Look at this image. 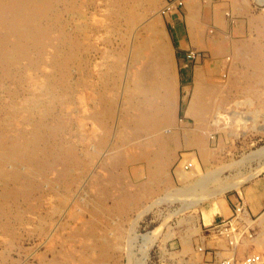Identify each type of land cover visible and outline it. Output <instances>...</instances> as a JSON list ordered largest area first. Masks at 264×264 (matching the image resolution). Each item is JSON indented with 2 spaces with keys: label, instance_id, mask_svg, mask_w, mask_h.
I'll use <instances>...</instances> for the list:
<instances>
[{
  "label": "rangeland",
  "instance_id": "rangeland-1",
  "mask_svg": "<svg viewBox=\"0 0 264 264\" xmlns=\"http://www.w3.org/2000/svg\"><path fill=\"white\" fill-rule=\"evenodd\" d=\"M165 1L50 0L0 53V264H216L204 226L264 194V0ZM170 21L201 54L183 88Z\"/></svg>",
  "mask_w": 264,
  "mask_h": 264
},
{
  "label": "bare ground",
  "instance_id": "bare-ground-1",
  "mask_svg": "<svg viewBox=\"0 0 264 264\" xmlns=\"http://www.w3.org/2000/svg\"><path fill=\"white\" fill-rule=\"evenodd\" d=\"M57 1L61 2L62 0ZM50 5V0H0V40L3 45L0 49L1 55L5 57L12 56L11 58L14 59L20 57L25 58L27 56L26 47L29 43L25 44V42H39V40L45 35L46 31L42 25V21L46 16L47 7H50ZM10 37L15 38L16 40L15 43H12V46L6 44ZM164 51L165 57L167 58L168 52L166 48H164ZM9 52H12V55H8ZM228 187L231 186L229 185ZM242 205L244 206V204ZM242 213L246 214V216L243 217V220L247 226V218L249 219L250 217L245 206L242 207ZM246 228L247 227H245V229ZM213 240H221L223 242V240L219 238ZM242 242L243 239L238 244V247H240Z\"/></svg>",
  "mask_w": 264,
  "mask_h": 264
},
{
  "label": "built area",
  "instance_id": "built-area-1",
  "mask_svg": "<svg viewBox=\"0 0 264 264\" xmlns=\"http://www.w3.org/2000/svg\"><path fill=\"white\" fill-rule=\"evenodd\" d=\"M165 9L168 12H174L178 7H180L183 3V0H166L165 1ZM201 54L198 52L189 51L186 54L187 58L196 59V57ZM190 166L189 163L183 164L184 169H188ZM243 203L238 199H236V204L234 205L233 210L228 217H221L217 222H212L207 226H204L203 235L205 237H209L212 239H222L224 246V256H220L216 262V264H264V243L261 248L257 250H253V245L251 250L245 252L241 258H237L235 255V251L238 247V244L245 238L247 233L248 238H252L255 235L254 231H250V229L245 225L243 217L246 214L242 213V205ZM245 227H247L245 229ZM198 251L201 254H204L207 249L202 246H197Z\"/></svg>",
  "mask_w": 264,
  "mask_h": 264
},
{
  "label": "crops",
  "instance_id": "crops-1",
  "mask_svg": "<svg viewBox=\"0 0 264 264\" xmlns=\"http://www.w3.org/2000/svg\"><path fill=\"white\" fill-rule=\"evenodd\" d=\"M189 9V7H187ZM173 14L179 15V12L174 11L171 12L170 14H167V17H171ZM169 28L171 29V39L172 41L176 44V57L175 60L177 62V70H176V84L178 87L183 88L186 87L190 84V82H194V69L195 66L197 65L190 59H187L185 57V48L182 47V40L181 38L184 36L183 34L180 33L178 24H175L174 22L170 21L169 22ZM196 38V37H194ZM193 38V39H194ZM201 43L204 45V41H201ZM195 50V49H193ZM205 59L202 60V62ZM199 62L198 64H200ZM192 68V71H191ZM198 71V70H197ZM197 71H195V75L197 74ZM260 182L256 181L255 183L247 186L246 191H248V197H250L251 202H246V209L250 215H253L252 210L257 213L263 206H264V194H261L259 189L257 188L258 184ZM245 191V190H244Z\"/></svg>",
  "mask_w": 264,
  "mask_h": 264
}]
</instances>
